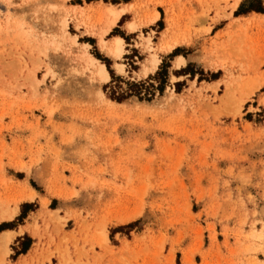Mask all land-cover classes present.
Returning <instances> with one entry per match:
<instances>
[{
  "label": "rangeland",
  "instance_id": "obj_1",
  "mask_svg": "<svg viewBox=\"0 0 264 264\" xmlns=\"http://www.w3.org/2000/svg\"><path fill=\"white\" fill-rule=\"evenodd\" d=\"M15 211L0 264H264V0H0Z\"/></svg>",
  "mask_w": 264,
  "mask_h": 264
},
{
  "label": "bare ground",
  "instance_id": "obj_2",
  "mask_svg": "<svg viewBox=\"0 0 264 264\" xmlns=\"http://www.w3.org/2000/svg\"><path fill=\"white\" fill-rule=\"evenodd\" d=\"M106 10V9H105ZM107 12L112 16L113 20L110 22V25H114L115 22L119 19L120 13L116 12L113 7H108ZM157 17V16H156ZM131 28H133V25H130ZM114 53L119 56L123 53V40L120 38H115V48H114ZM94 61V60H93ZM99 77L102 81H108L110 79V75L108 71L106 70L104 65H100L99 71H98ZM35 196V192H30L29 196L26 198L27 200H33ZM18 213V212H17ZM16 214V211L13 212L12 214H6V213H1L0 214V222L7 220V219H12L14 215ZM136 215L128 216L127 218L120 219V222H126L130 219H135ZM11 236L7 234L0 235V242H4L3 244H6L10 241ZM6 246V245H4Z\"/></svg>",
  "mask_w": 264,
  "mask_h": 264
},
{
  "label": "trees",
  "instance_id": "obj_3",
  "mask_svg": "<svg viewBox=\"0 0 264 264\" xmlns=\"http://www.w3.org/2000/svg\"><path fill=\"white\" fill-rule=\"evenodd\" d=\"M163 72L159 73L158 75H162ZM163 83V82H161ZM136 87V88H135ZM143 87L142 85H130V88L127 91H118L119 86H115L113 87L112 91H111V95L110 97L113 98L114 100H117L118 102L123 101V99H126L128 96V92H132V89H141ZM151 87V86H150ZM153 87V86H152ZM8 225H5L3 227H0V230L3 229L4 227H7Z\"/></svg>",
  "mask_w": 264,
  "mask_h": 264
},
{
  "label": "crops",
  "instance_id": "obj_4",
  "mask_svg": "<svg viewBox=\"0 0 264 264\" xmlns=\"http://www.w3.org/2000/svg\"><path fill=\"white\" fill-rule=\"evenodd\" d=\"M21 262H22V260H19V261H18V264H21Z\"/></svg>",
  "mask_w": 264,
  "mask_h": 264
}]
</instances>
